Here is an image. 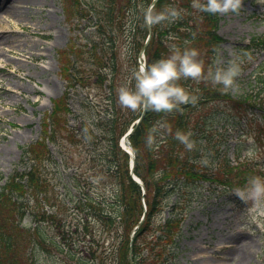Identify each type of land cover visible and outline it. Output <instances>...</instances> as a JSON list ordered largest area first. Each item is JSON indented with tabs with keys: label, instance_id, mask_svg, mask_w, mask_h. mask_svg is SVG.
<instances>
[{
	"label": "trees",
	"instance_id": "1",
	"mask_svg": "<svg viewBox=\"0 0 264 264\" xmlns=\"http://www.w3.org/2000/svg\"><path fill=\"white\" fill-rule=\"evenodd\" d=\"M69 1L71 15H77L81 20L95 19L99 41L93 40L87 51L74 41L59 49L58 60L65 90L61 96L52 99L51 111L42 118L40 137L24 147L20 164L23 163L25 168H15L0 189V264H38L36 251L50 253L52 248L62 255L66 264H130V249L133 264H178L177 235L198 184L208 181L215 190L227 187L237 194L236 189L243 187L250 177L264 174L239 154L243 137H251L255 144L264 143V65L254 70L250 91L231 97L223 85L214 84L206 75L209 68L215 70L218 66H227L230 60L225 65L215 64L217 50L224 41L217 32L219 13L194 9L192 0H156V10L175 7L180 15L151 25L152 36L145 47V63L155 62L176 49L182 51L194 47L198 49V59L204 63L205 75L198 79L181 77L176 81L190 97L195 98L194 102L190 99L170 111L146 110L130 134L136 154L134 172L144 182L146 191L143 193L141 185L130 175V156L119 144L143 108L133 110L122 106L118 101V90L124 84L134 87L133 72L140 65L139 53L149 33L148 25L143 22V9L152 0ZM121 37L130 44L132 64L130 73L122 78L117 54ZM252 47L264 48V35L253 36L247 44L239 47L233 59L240 63L241 71L247 66L246 56ZM85 54L99 67V71L91 69L95 81L101 86L107 84L105 106L97 109L95 127L83 125L79 136L70 124L68 100L75 83L83 86L90 83L91 72L83 69ZM222 101L235 107L234 112L228 110L229 119L238 118V122L244 119V125H238L235 130V147L239 155L234 160L219 155L214 169L207 170L201 156L211 150L203 141L210 119L208 108ZM177 131L189 134L193 142L191 149L176 138ZM97 132L106 145L104 155L100 161L94 159L92 167L99 168L102 178L112 183L115 192L108 201L106 197L83 191L80 206L86 214L73 223L65 214L69 210L68 202L55 195L44 171L52 158L50 143H60L63 139L71 144L93 147L99 142L95 137ZM150 132L155 137L151 145L146 141ZM222 172L225 175H221ZM228 173L233 175L227 176ZM72 178L74 185L82 188L79 177L74 175ZM86 185L89 186V181ZM185 188L189 189L188 193L183 192ZM169 195L175 196L173 211L160 221L157 216L162 213ZM143 214L144 220L131 238L132 230ZM28 215L31 222L36 220L35 225L23 224ZM44 223L56 234L49 235L46 226L42 225ZM98 226L102 230L100 234ZM105 233L109 241L102 237ZM75 236L82 242L84 254L82 250L80 253L75 251Z\"/></svg>",
	"mask_w": 264,
	"mask_h": 264
},
{
	"label": "rangeland",
	"instance_id": "2",
	"mask_svg": "<svg viewBox=\"0 0 264 264\" xmlns=\"http://www.w3.org/2000/svg\"><path fill=\"white\" fill-rule=\"evenodd\" d=\"M11 2L0 0V189L15 168H25L23 163L20 164L24 147L40 137L42 118L51 111L52 99L61 96L65 90L58 60L59 49L74 41L87 51L93 40L99 41L95 19L81 20L77 15H71L69 0H39L38 3L23 4L22 15L16 17L7 12ZM219 17L218 33L224 41L217 50V65H225L229 59L235 58L239 47L247 44L253 36L264 35V0H243L238 12L219 13ZM121 39L117 54L122 78L130 73L132 64L130 44ZM246 57L247 66L242 68L234 87L227 90L232 97L250 91L254 70L264 65V48L252 47ZM92 65L96 66L92 68ZM83 69L90 70V83L84 86L75 83L68 100L70 124L79 136L83 125L95 127L97 109L105 106L107 84L105 82L101 86L95 81L91 69L99 71V67L87 54L83 59ZM215 104L208 108L210 119L203 141L211 150L202 153L203 166L213 170L219 155L223 159H234L240 154L252 166L264 167V143L255 144L251 137H243L238 154L235 130L238 125H244V119L239 122L238 118L229 119L228 110L234 112L235 107L227 106V101ZM97 133L95 137L99 142L93 147L71 144L63 139L60 143H50L52 158L44 171L55 195L68 202L69 210L65 214L73 223L86 214L80 206L83 191L106 197L108 201L112 200L115 192L112 183L102 178L99 168L92 167L93 160L97 158L100 161L104 155L106 145ZM74 175L81 180L82 188L74 185ZM260 176L264 177V174ZM85 180L89 181V186ZM213 187L207 181L199 183L193 201L184 212L177 235V263L238 264L240 258L236 259V254L230 255V250L245 242L251 245L249 264H264V225L248 221L246 209L250 202L246 203L227 187H221V190ZM183 192L188 193L189 189L185 188ZM174 200V195L165 199L163 211L157 219L163 221L171 215ZM31 219L28 215L23 224L35 225L36 220L31 222ZM42 225L46 226L49 235L56 234L47 224ZM101 231L98 226V233ZM107 235L105 233L102 237L109 241ZM76 241L75 251L80 253L83 245ZM82 253L85 252L82 250ZM35 256L38 264H66L54 248L50 253L36 251Z\"/></svg>",
	"mask_w": 264,
	"mask_h": 264
},
{
	"label": "clouds",
	"instance_id": "3",
	"mask_svg": "<svg viewBox=\"0 0 264 264\" xmlns=\"http://www.w3.org/2000/svg\"><path fill=\"white\" fill-rule=\"evenodd\" d=\"M243 0H192V7L208 13H236L241 9ZM180 11L175 7H168L158 11L154 0L143 9V22L146 25L158 24L161 21L178 18ZM175 48V46H173ZM196 48L176 49L170 55L150 64L139 65L133 72L134 87L121 85L118 90L119 103L133 110L142 107L145 110L170 111L178 105L188 103L190 97L186 89L176 83L181 77L200 78L205 75L202 60L198 59ZM219 64L220 61L218 60ZM241 65L235 59H230L227 66L209 68L206 75L214 83L223 85L225 90L231 89L240 74ZM156 129H153L155 132ZM153 132H150L146 141L149 145L154 142ZM176 138L191 149L193 142L189 134L182 131L175 133ZM237 195L246 203V217L252 224L264 225V177L252 176L243 187L236 189Z\"/></svg>",
	"mask_w": 264,
	"mask_h": 264
},
{
	"label": "bare ground",
	"instance_id": "4",
	"mask_svg": "<svg viewBox=\"0 0 264 264\" xmlns=\"http://www.w3.org/2000/svg\"><path fill=\"white\" fill-rule=\"evenodd\" d=\"M38 3L39 0H12V4L8 7L7 12L12 16L16 17L21 14V6L23 4H29V3ZM1 51V48H0ZM31 55H33L32 52H29ZM249 243H242L239 247L232 248L230 250V255L236 254V259L240 258V261L238 264H249L251 261V248Z\"/></svg>",
	"mask_w": 264,
	"mask_h": 264
},
{
	"label": "water",
	"instance_id": "5",
	"mask_svg": "<svg viewBox=\"0 0 264 264\" xmlns=\"http://www.w3.org/2000/svg\"><path fill=\"white\" fill-rule=\"evenodd\" d=\"M155 1V0H154ZM151 34H152V30H151V26L149 25V36H148V39L146 41V43H148L150 37H151ZM140 56H144V47L142 48L141 50V54ZM145 115V109L143 110V113L141 115V117L136 121V123H139L141 121V119L144 117ZM135 129V126H133L124 136L123 138V142L125 144H123V147L131 154V159H132V163H131V174L134 178L135 181H137L138 183H140L145 191V187H144V184L142 182V180L140 178H138L135 174H134V166H135V152H134V149L132 147V144L131 142L129 141V135L133 132V130ZM127 145V146H125ZM141 223L138 224V227L140 226ZM130 258H131V264H132V253L130 252Z\"/></svg>",
	"mask_w": 264,
	"mask_h": 264
}]
</instances>
